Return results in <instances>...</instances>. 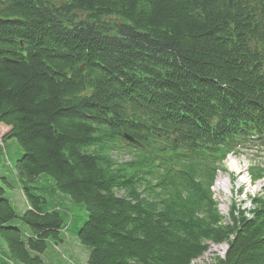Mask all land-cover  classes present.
Here are the masks:
<instances>
[{
  "label": "trees",
  "instance_id": "obj_1",
  "mask_svg": "<svg viewBox=\"0 0 264 264\" xmlns=\"http://www.w3.org/2000/svg\"><path fill=\"white\" fill-rule=\"evenodd\" d=\"M227 1L0 0V145L23 149L29 204L8 225L0 184V264H48L70 229L41 174L87 211V264H199L208 242L227 243L211 264H264V195L226 216L212 190L238 144L264 141V17Z\"/></svg>",
  "mask_w": 264,
  "mask_h": 264
},
{
  "label": "rangeland",
  "instance_id": "obj_2",
  "mask_svg": "<svg viewBox=\"0 0 264 264\" xmlns=\"http://www.w3.org/2000/svg\"><path fill=\"white\" fill-rule=\"evenodd\" d=\"M57 5H60L63 0H51ZM81 18H85V14L80 13ZM108 22H119L115 17L105 18ZM9 126L5 124H0V138L9 130ZM23 149L16 141L15 138L6 139L1 142L0 145V177H6L7 182L0 180V184L6 189L5 196L11 200L12 205L18 212L19 217L11 220L8 225L12 227H20L26 229L27 225L21 219L22 213L27 209V199L24 195L22 185L23 183L17 177L14 166L17 160L21 157ZM262 155L256 153L254 150H243L235 153H231L227 156L223 165L226 167V172L221 173L223 175H230L232 185L229 192H225L223 189L219 188L218 179L214 185L215 198L220 204L222 212L227 215L234 201L237 204L242 205V209L252 208L250 201L251 196L264 195V180L258 183H251L248 168L250 163L255 161L264 164V159ZM128 159V158H126ZM238 161L240 163L242 174L232 171L231 163L232 161ZM220 174V173H219ZM244 178V182H238L239 178ZM31 186L41 187L40 194L45 195L52 207H62L68 210L70 215V222L72 223L70 229L67 233H64V242L59 245L53 242L48 243V248L41 255L43 260L48 264H87L88 257L90 255V248L87 245L82 244L77 236L76 229L78 226L82 225L87 219V211L84 206L79 203H75L71 197L65 193H57L55 196L52 195L49 187L53 184V179L47 174H41L36 177L35 180L29 182ZM260 184L257 188L255 185ZM250 215V213H245ZM7 250V245L4 240L0 237V251L4 253ZM222 248L219 245L212 242L209 243L208 251L199 259L202 264L213 263L214 255L217 253L220 255Z\"/></svg>",
  "mask_w": 264,
  "mask_h": 264
},
{
  "label": "bare ground",
  "instance_id": "obj_3",
  "mask_svg": "<svg viewBox=\"0 0 264 264\" xmlns=\"http://www.w3.org/2000/svg\"><path fill=\"white\" fill-rule=\"evenodd\" d=\"M231 166H232V171H236L237 173H239V174H242V172H241V167H240V163L238 162V161H232V163H231ZM238 182H239V184L240 183H242V182H244V178H239L238 179ZM248 183H249V185L252 183L251 182V180L250 181H248ZM231 185H232V181H231V179H230V175L229 174H227V175H223V174H220L219 176H218V187L219 188H221V189H223L225 192H229L230 191V187H231ZM251 185H253V184H251ZM257 188H259L260 187V184H257V185H255ZM220 246V248H222V251L220 252L221 254L220 255H224V253H225V250H226V244H220L219 245ZM218 254V253H217ZM199 259L200 258H198L197 260H195L194 262L196 263H199V264H202V263H200L199 262Z\"/></svg>",
  "mask_w": 264,
  "mask_h": 264
},
{
  "label": "crops",
  "instance_id": "obj_4",
  "mask_svg": "<svg viewBox=\"0 0 264 264\" xmlns=\"http://www.w3.org/2000/svg\"><path fill=\"white\" fill-rule=\"evenodd\" d=\"M27 207H28V205H27Z\"/></svg>",
  "mask_w": 264,
  "mask_h": 264
}]
</instances>
